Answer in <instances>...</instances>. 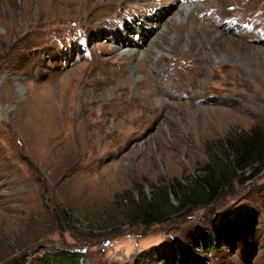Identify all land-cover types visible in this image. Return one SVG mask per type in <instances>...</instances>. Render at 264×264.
Returning <instances> with one entry per match:
<instances>
[{
  "label": "rangeland",
  "instance_id": "374dc122",
  "mask_svg": "<svg viewBox=\"0 0 264 264\" xmlns=\"http://www.w3.org/2000/svg\"><path fill=\"white\" fill-rule=\"evenodd\" d=\"M254 128L264 0H0V264H264V163L228 145Z\"/></svg>",
  "mask_w": 264,
  "mask_h": 264
},
{
  "label": "trees",
  "instance_id": "16d2710c",
  "mask_svg": "<svg viewBox=\"0 0 264 264\" xmlns=\"http://www.w3.org/2000/svg\"><path fill=\"white\" fill-rule=\"evenodd\" d=\"M228 145L229 149L233 153L232 164L235 165L237 169L243 170L245 168V166L249 163H247V159L250 157L251 153L255 154V158H253L251 162H257L259 164L264 163V129L254 128L250 131L249 134H246L245 136H240L239 138H231L228 140ZM210 172L211 175H205L200 178L203 182L200 186L202 187L201 189L205 191V194L208 195V197L213 198L216 192V188L214 187L212 190H210V182L208 179H212L214 182H221L222 178H216L215 175H218V173H215L212 170H210ZM203 184H206L207 188L204 187ZM165 195V193H162V195L160 194L157 197L149 198L148 200L146 199L144 207L137 209L134 213V217L137 219L139 218V215L141 217H145L146 220H144V223L146 224L164 220V211L158 205V202H160L162 199L165 200L167 198V195ZM183 197H185V199L189 201L192 200L193 195L189 190L185 192ZM220 232L221 230L219 229L218 233ZM214 237L217 238L216 235H214ZM216 240L218 242V239ZM19 264H85V262L83 255L79 251H68L60 249L54 252L45 251L41 256L35 257L31 262L26 263L25 261H23Z\"/></svg>",
  "mask_w": 264,
  "mask_h": 264
},
{
  "label": "bare ground",
  "instance_id": "6f19581e",
  "mask_svg": "<svg viewBox=\"0 0 264 264\" xmlns=\"http://www.w3.org/2000/svg\"><path fill=\"white\" fill-rule=\"evenodd\" d=\"M190 6H183V11H185V13H187L188 15H189V8ZM193 7V6H192ZM175 17H177L178 19H180V20H182V19H184L183 18V15H182V13H181V11H179L176 15H175ZM132 48V47H131ZM157 51L158 53H161V52H163V51H161L160 49H159V47L157 46V45H155V44H153L152 43V45L149 47V50L148 51H143V50H140V49H129V50H126L125 52L127 53V55L131 58V59H136V58H139V57H146V55H148V54H151L150 52H152V51ZM131 68H132V70L134 71V72H136V66H135V64H134V62H132L131 63Z\"/></svg>",
  "mask_w": 264,
  "mask_h": 264
}]
</instances>
